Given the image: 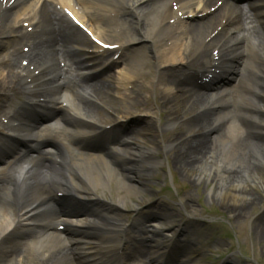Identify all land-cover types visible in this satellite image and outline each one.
I'll use <instances>...</instances> for the list:
<instances>
[{
  "label": "bare ground",
  "instance_id": "bare-ground-1",
  "mask_svg": "<svg viewBox=\"0 0 264 264\" xmlns=\"http://www.w3.org/2000/svg\"><path fill=\"white\" fill-rule=\"evenodd\" d=\"M146 2L149 4L146 5ZM163 2L167 1L122 0V4L126 7L123 10L128 15H132L133 10L138 16L135 17L132 24L125 27L127 29L132 26L128 30L133 32L134 35L128 34L129 36H127V32L123 30L117 32V28H112L109 29L107 35H104V38L119 43L117 40L121 36H125V42H128L127 44L131 46H143L146 42L153 44L152 46L159 53V58H162L161 63H164L166 67H172L174 64L184 61L188 64L196 62L197 59H206V50H210L217 40L208 42V39L205 38L206 34L203 32L208 26L212 25L214 20L205 22L199 28L183 22L172 26L170 21L167 20L169 7ZM9 3L10 0H7V2L0 0V36L13 39L17 34L14 31L17 24L8 20L10 17V14L7 13ZM144 15H146V19H143ZM115 35H118V37L116 38ZM203 36L204 38H202ZM98 37L100 38V36ZM196 40L202 42V45L199 43L197 53L190 55L189 51L193 48V43ZM203 48L206 49L203 50ZM129 60L131 63L129 62L126 66V72L120 76L116 84H107L109 80L105 79V81H108L97 83L99 86L93 88L96 89V93H92L96 94L99 99H103L105 96L111 97L109 93L112 90L123 86L126 90L125 99H127L130 90L140 93L142 92L139 88L140 83L145 88L146 81H148L147 84L150 81L153 84L152 87L164 85L166 88L162 91L161 105L171 106L174 104V107L178 110L184 105L199 111L200 117L180 129L185 131L201 128L202 131H208L207 134H202L188 141H182L174 149L171 158L175 163L181 165L186 172V177L191 178L195 183H204L214 178L216 180V177L219 176L221 184L218 189L221 192L220 199L223 204V211L232 215L231 217L235 221L242 222L241 220L246 218L250 211L260 205L261 200L255 196L254 191L264 189V184H261V188H259L260 184L253 187L248 185V182L250 184L258 182L253 179L252 174L258 172L256 164L263 165L264 163V156L261 151V149L264 150V147H262L264 141L259 138L264 133V100L261 106L254 105V116H246L249 125V135L246 138L231 127L217 133L221 127L219 124L223 123L225 117L223 115L215 117L213 109L217 103H214L211 96L199 95L196 87L191 88L187 81H181L180 84L179 80L174 79V75H165L159 77V79L158 75L154 76L149 72V65L144 62L142 57L134 56ZM4 62L2 61L0 67L7 69L8 72L4 79L0 77V100L11 101L10 106L12 109L5 111L1 109L3 107L0 105V129L2 131L7 129L16 134L21 132V128L16 125L19 112L16 105H13L14 97L11 95L9 87L17 83L23 92L30 93L33 84L36 82L37 76L35 74L38 70L36 67L32 69L34 62H36L33 55H23L19 50L13 53L11 60H4ZM260 84L263 86L264 98V82L260 80ZM115 94L119 96L118 93ZM133 98L132 95L131 100ZM4 101L1 102L2 105L6 103ZM141 104L142 100L137 105ZM251 104L254 103L251 102ZM144 107L143 105L142 108L144 109ZM116 109L120 114L122 113L119 108ZM107 110L109 112L115 111L112 108H107ZM3 117L7 120L6 125L1 122ZM146 125L151 129L150 122ZM131 130L132 132L140 131L134 127ZM212 132L213 134L210 135ZM155 141L154 139L152 142L153 146H156ZM132 149L141 151L137 145L131 147L126 144L117 154L111 157L110 163L103 160L76 163L69 167L68 176L63 174L68 171L65 164L52 168L50 172L46 173L34 171L27 167L15 181L13 179L16 175V166L12 167L8 173L0 172V189L5 193L4 198L6 200L3 204L0 203V264H86L85 262L93 260L94 252L96 257L105 259V262L100 261L92 264H105L107 261L111 262L114 258L120 257V254L116 252V248L125 249L127 245H130L128 239L132 237L134 239L140 238L141 242L155 237L163 242L164 239L168 238L161 230H157L155 237L151 236L148 228H156L154 227L156 225L149 227L140 225L135 230L133 226L128 231L121 215V204L130 194V191H141L140 193H143V189H139V187H132L127 182L120 183L117 181L118 177L132 179L130 167L126 165L127 160L133 155ZM14 151L16 152L17 149L15 148ZM152 162L153 167L158 165L155 159ZM199 163L202 165L198 172L190 169L194 164ZM112 164H117L120 172L113 168ZM121 164L123 165L120 166ZM188 168L189 170H186ZM224 176L227 177L229 182H224ZM245 177L246 179L249 178L250 181L244 180ZM111 189L115 192L116 200H118L117 203H113L114 206L102 202V199L106 196L105 193L111 192ZM58 190L65 194L74 195L76 199L88 201L89 206L98 207L96 209L95 207H86L84 213L80 215L76 227L70 229L71 234L67 241L68 244H75L71 249H68V244L61 238L54 233H47L45 228L41 227L42 224H48L57 219L56 213L52 217L51 212H55L56 209L62 211V204H57L58 206L51 205L54 201L52 191ZM43 197L45 199L41 202ZM95 198L101 200L94 203ZM183 198L186 201L184 202L185 207L191 210V206H193L191 204L192 194L185 193ZM262 205L263 208L264 203ZM47 206L51 207L48 212H39L40 209ZM99 208L112 214L105 213ZM262 220L258 224L253 222V229L256 231L253 232V238L257 237L261 241L264 240V219ZM258 229L260 230L258 231ZM127 232H132L131 238L126 235ZM73 234H79V236L74 237ZM122 235L127 237L125 247L121 246L117 239L107 240L101 238H114ZM15 240L21 242L14 244L13 241ZM23 240L25 241L22 242ZM9 244L11 245L8 246ZM154 245L158 249V246L162 244L151 241L150 247ZM174 249L181 251L184 250V247L173 245ZM153 263H156V261H153Z\"/></svg>",
  "mask_w": 264,
  "mask_h": 264
},
{
  "label": "rangeland",
  "instance_id": "rangeland-1",
  "mask_svg": "<svg viewBox=\"0 0 264 264\" xmlns=\"http://www.w3.org/2000/svg\"><path fill=\"white\" fill-rule=\"evenodd\" d=\"M161 161L163 167L152 176V186L159 189L166 187L170 190L168 196L171 199L167 201L162 197L163 192L161 196L156 195L155 199L162 198L168 203L166 207L176 210L171 219L170 214L169 220L163 222V225L168 224L169 221L181 220V223L175 226L183 230L179 241L182 240L181 242L188 245L197 242L195 245L199 248L198 252L191 249L186 252L193 258L192 264H264V240L253 238V232H256L253 229V222L258 224L264 219V207L262 208L264 189L261 188V184H264V163L263 165L256 164L258 175L252 174L253 179L258 182L254 184L248 182V185L252 187L261 185L259 187L261 189L256 190L257 193L254 191L255 196L261 200L260 205L250 211L247 217L241 220L242 222H237L231 217L232 215L223 211L221 192L218 189L221 184L219 176L216 180L214 178L204 183H195L191 178L186 177L185 170L177 163L171 165L176 170H174L175 179H173L169 166L163 163V159ZM201 165L200 163L194 164L190 169L198 172ZM244 180H249V178L245 177ZM224 182H229L226 176H224ZM181 188L191 190L194 195L192 212L182 206L180 198H182L181 191L184 190ZM141 212L145 213L144 210ZM204 244L208 246L202 247Z\"/></svg>",
  "mask_w": 264,
  "mask_h": 264
}]
</instances>
